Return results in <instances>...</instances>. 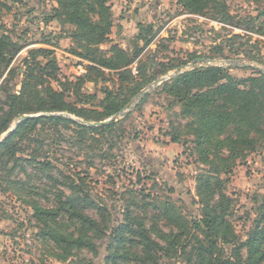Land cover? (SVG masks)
<instances>
[{"label": "rangeland", "instance_id": "rangeland-1", "mask_svg": "<svg viewBox=\"0 0 264 264\" xmlns=\"http://www.w3.org/2000/svg\"><path fill=\"white\" fill-rule=\"evenodd\" d=\"M192 1L108 0L114 24L108 42L99 47L103 57L112 56L114 47L133 56L144 44L138 39L142 25L150 30L152 43L139 61L147 64L146 74L153 72L156 79L121 111H127L144 90H149L147 98L128 115L114 119L118 123L105 132L85 133L80 127L64 124L40 125L17 142L15 154L0 153V264H188L191 235L177 238L176 249L168 245L178 230L162 217L159 202L174 203L192 227L202 216L198 180L202 174H210L218 161L212 156V163L206 165L194 152L196 137L188 127L191 119L181 115V103L169 95L165 85L198 67H222L239 80L264 73V0H202L207 7H192ZM57 7V0H1L0 123L8 111L9 95L22 94L26 78L28 93H37V97H27L25 108L35 111L14 118L0 135V145L25 115L64 116L85 127H90L85 123H97L68 112L39 109L49 98L50 88L57 92L69 89L67 102L82 106L76 95L78 79L88 74L87 66L103 73L89 72L97 81L82 85L83 93L97 96L83 105L89 116L96 117L91 111L102 112L100 103L106 90L118 91L115 71L75 54H86V50L74 42V26L52 19ZM140 62L131 65L135 74ZM174 136L180 137V143L171 141ZM243 150L244 155L232 159L229 174H210L219 179L214 180V200L223 194L232 200L228 219L242 242L248 239L255 220L264 215V147ZM224 154L228 156L227 151ZM72 183L84 188L87 200L84 194L72 193ZM74 197L83 202L75 209L95 220V229L87 232L70 218L67 202ZM37 208L62 211L54 220ZM127 215L133 217L127 224L133 225L135 233L118 232ZM142 227L165 248L154 247L148 262L142 261L143 238L136 233ZM52 229L74 238L86 236L97 251L64 243L60 236L53 240ZM120 235L127 238L124 245L119 243ZM197 235L203 238L200 232ZM233 248L224 247L228 258L254 264L247 247L239 253Z\"/></svg>", "mask_w": 264, "mask_h": 264}, {"label": "trees", "instance_id": "trees-1", "mask_svg": "<svg viewBox=\"0 0 264 264\" xmlns=\"http://www.w3.org/2000/svg\"><path fill=\"white\" fill-rule=\"evenodd\" d=\"M191 4L192 7L197 4H202L201 7L206 6V3H202V0L196 2L193 0ZM57 6L54 10L55 16L52 19L74 26V42L84 51L86 50V54H83V52H75V54L80 55L84 59L92 60L95 64L100 65L101 68L115 71L116 76H118L119 88L117 93L106 90L107 96L100 103L102 112L91 111V115L96 114V117L89 116L90 112L83 105L84 103H89L91 99L97 96L93 97L83 93L82 85L87 81H97V77L93 74L91 75L92 72H99L101 75L103 73L93 65L87 66L88 74L78 79V94L76 96L80 98V105L82 106L67 102V99H70L69 93H71L69 89L66 91V88L63 92H57L50 88L48 90L49 98L42 102V106L39 109L68 112L87 121L99 122L110 118L123 110L142 88L156 79V75L153 72L149 75L146 74L147 64L139 61L144 49L152 43L150 30H145L142 25H139L140 33L138 39L142 40L144 44L137 47L133 56L129 57L123 49L114 47L113 55L109 58H104L105 53L99 47L101 44L108 42L114 24L113 16H111L112 8L108 4V0H57ZM218 51L224 53L222 47H219ZM137 60L140 65L135 74L131 65ZM51 65L56 66L55 62H52ZM172 81L173 83H167L165 88L172 98L181 103V115L191 119L188 127L196 137V150L194 152L200 155L206 165L209 162L212 163V156L213 159L218 161L217 164L213 163L211 167V171L214 174H229L230 169L233 167L232 159H239L244 155L243 148L251 147L255 151L259 145L264 147V73H260L259 77L239 80L233 77L227 69L208 66L198 67L189 72L179 74ZM28 83L29 79L26 78L23 83L22 94L9 95L8 111L5 112L0 123V135L10 128L14 118L35 111L34 109L28 110V108H25L28 106L27 97H37V93H28ZM244 84H247V86H244ZM74 86H72V89L75 93ZM39 109L36 112H40ZM53 123L56 126L59 124H64L65 126L73 125L80 127L85 133L95 134L105 132V130L113 127L118 122L112 121L104 127H85L64 116L41 115L29 118L21 122L14 132L0 145V153L8 157L11 154H15V146L27 134L26 132L33 131L40 125ZM228 131H230L229 134ZM171 141L180 143V137H171ZM226 151L228 156L224 154ZM212 172L210 174H213ZM208 174H202L198 180L197 190L202 201V216L199 221L193 223L192 227L174 203L171 201L159 202L162 206V217L172 228L178 230V233L173 235L175 238L170 240L168 245L172 249H176L178 239L191 235L190 243H192V249L187 255L188 264H242L241 260L235 262L226 256L225 246H233L234 252L237 253L242 248L247 247L249 260L254 264H263L264 215L262 218L255 220V227L249 233L248 239L244 242L240 241L235 233L233 224L228 219L231 215H229V210L232 200L224 194L220 196L219 200H214L217 192L214 188V180L219 182V179ZM70 187L72 193L84 194L86 200L89 197L84 188L79 187V184L72 183ZM67 203L70 204V218L79 223L81 225L80 228L83 227L89 232L97 227L96 221L83 213V210L75 209L83 203L81 198L74 197L71 201L69 198ZM61 211V209L45 210L37 208V212L41 215L47 213L54 220H57L61 215ZM132 220L133 217L127 215L125 218L126 224L119 226L118 232L124 234L134 232L133 225L131 223L127 224V222H132ZM58 230L52 229L49 231V235L53 240H57L60 236L64 243L94 252L97 251L95 244L90 238L83 235L74 238ZM198 232L203 235V238L197 235ZM136 233H140L143 238L142 244H140L143 247L142 261H151L150 253L156 251L154 247L159 248L160 251L165 250V248L152 240L143 227L140 232ZM161 239L166 241L163 234ZM125 242H127V238L120 235L119 243L124 245ZM190 243L185 244L184 249H187ZM123 258H126V256H123Z\"/></svg>", "mask_w": 264, "mask_h": 264}, {"label": "water", "instance_id": "water-1", "mask_svg": "<svg viewBox=\"0 0 264 264\" xmlns=\"http://www.w3.org/2000/svg\"><path fill=\"white\" fill-rule=\"evenodd\" d=\"M161 81H163V80L156 81V82L153 84V87L158 86V84L161 83ZM148 92H149V90H144V91H142V92L140 93V95H138V96L133 100V104H132V106L129 107L127 111H121V112H119L118 114H116L113 118H111V119H109V120H107V121L97 122V123H85L84 125H86V126H90V127L105 126V125L109 124L111 121H113L114 119H116L118 116H121V115H122V116H126V115H128L132 110H134V109L136 108V106L139 104L140 100H141L142 98H144L145 95H146ZM33 117H37V116H29V115H25V116H23L22 118H20V120H19L18 122L23 121V120H27V119H29V118H33ZM18 122H17V123H18ZM17 123L15 124L14 128H13L12 130H10V131L5 135L4 139H5L6 137H8V136L11 135V133H12V132L14 131V129L16 128ZM1 142H2V141H0V143H1Z\"/></svg>", "mask_w": 264, "mask_h": 264}]
</instances>
